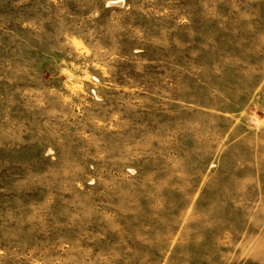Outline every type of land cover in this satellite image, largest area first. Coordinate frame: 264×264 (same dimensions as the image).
<instances>
[{
  "label": "rangeland",
  "instance_id": "374dc122",
  "mask_svg": "<svg viewBox=\"0 0 264 264\" xmlns=\"http://www.w3.org/2000/svg\"><path fill=\"white\" fill-rule=\"evenodd\" d=\"M0 264H264V0H0Z\"/></svg>",
  "mask_w": 264,
  "mask_h": 264
}]
</instances>
